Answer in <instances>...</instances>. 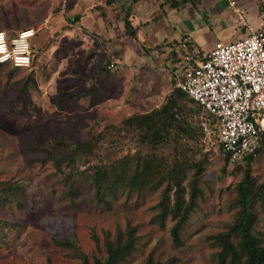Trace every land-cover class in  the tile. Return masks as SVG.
Listing matches in <instances>:
<instances>
[{
  "label": "rangeland",
  "instance_id": "1",
  "mask_svg": "<svg viewBox=\"0 0 264 264\" xmlns=\"http://www.w3.org/2000/svg\"><path fill=\"white\" fill-rule=\"evenodd\" d=\"M130 1L0 0V29L5 34L23 26L35 29L31 65L12 72L10 64L0 68V179L22 183L26 196L20 208L0 207V264H47V259L50 264H79L51 238L74 237L90 257L104 253V232L111 236L127 224L135 227L136 241L122 264H144L148 254L160 261L172 258V264H215L216 246L209 236L234 217L233 184L245 159L241 155L225 162L211 116L198 115L200 129L191 148H198L197 155L209 153L198 175L200 194L179 229L178 242L170 234L173 220L166 217L159 223L154 217L159 189H118L106 201L85 191L71 203L61 192L60 174L52 173L53 166L40 161L42 152L32 146L46 145L58 154L65 149L53 143L55 139L73 145L106 123L157 106L186 50L178 39H188L193 49L198 45L205 52L215 40H232L257 24V0L237 2L247 24L233 22L237 14L227 0L176 6L170 0H136L133 21L140 27L133 38L121 21L122 6ZM155 32L159 37L151 35ZM170 49L174 56L168 54ZM26 74L32 82H23ZM133 137L129 131H115L103 145L122 154L136 148ZM262 139L250 161L257 182L264 180V131ZM255 208L254 232L264 243L263 212L258 204Z\"/></svg>",
  "mask_w": 264,
  "mask_h": 264
},
{
  "label": "trees",
  "instance_id": "2",
  "mask_svg": "<svg viewBox=\"0 0 264 264\" xmlns=\"http://www.w3.org/2000/svg\"><path fill=\"white\" fill-rule=\"evenodd\" d=\"M186 1L193 0L169 2L176 6ZM135 3L136 0H131L126 6H122L121 17L126 33L133 38H137L135 30L140 27L133 21L136 19L133 11ZM10 34L12 33L7 35ZM177 42L186 46L185 52L191 55L189 63L194 62V58L204 56L205 52L198 45L193 49L188 39L180 38ZM168 54L174 56L175 51L170 49ZM3 65L0 63V68ZM16 69L17 67L10 65L8 71ZM28 81H33L30 74H26L23 80ZM202 113L212 117L210 123L215 129L216 137L214 116L175 85L173 78L172 86L157 106L128 114L118 123H106L94 132L89 131L73 145L59 139L53 140V143L64 147V152L53 154L46 145L32 146L42 152L39 160L49 161L53 166L52 173L60 174L61 192L71 203H76L75 198L85 191L97 201H106L107 195L115 196L118 189L139 192L159 189L154 217L159 223L166 217L173 220L170 234L173 241L178 242L179 229L193 211L196 197L200 194L198 175L203 169V157L209 153L205 150L197 155L198 148H191L197 143V132L200 129L198 115ZM119 130L129 131L134 136L137 146L133 151L118 154L110 146L103 145V141L109 142L113 133ZM263 131L260 143L253 152L241 156L245 159L241 177L233 184L234 201L237 205L234 217L225 228L209 236L216 246L215 264H264V243L254 232L256 204L263 212L264 227V180L257 182L250 173V161L260 149ZM217 144L223 152L225 162L230 161L227 153L218 142ZM25 198L22 183L9 178L0 179L1 208L6 205L20 208L25 203ZM3 224V219L0 218V237ZM51 240L55 245L64 247L66 255L79 260V264H122L134 249L136 234L135 227L129 224L123 229L117 227L111 236L106 231L102 244L104 253H93L90 257L74 237L60 235ZM172 261V258L160 261L148 254L144 264H172ZM47 264H50L49 259Z\"/></svg>",
  "mask_w": 264,
  "mask_h": 264
},
{
  "label": "built area",
  "instance_id": "3",
  "mask_svg": "<svg viewBox=\"0 0 264 264\" xmlns=\"http://www.w3.org/2000/svg\"><path fill=\"white\" fill-rule=\"evenodd\" d=\"M258 1L261 8L255 27L248 26V31L232 40H215L192 63L190 53H182L175 76V85L214 116L216 142L229 160L253 152L264 128V0ZM228 3L236 18L242 17L243 9L235 0ZM34 33L32 26L10 35L0 29V63L29 67Z\"/></svg>",
  "mask_w": 264,
  "mask_h": 264
},
{
  "label": "crops",
  "instance_id": "4",
  "mask_svg": "<svg viewBox=\"0 0 264 264\" xmlns=\"http://www.w3.org/2000/svg\"><path fill=\"white\" fill-rule=\"evenodd\" d=\"M201 1V3H203L205 0H200ZM237 2H240L239 0H235V4L237 5L238 3ZM255 2H256V0H255ZM155 4H157V3H155ZM227 5L229 6V7H231V10L234 12V13H236L234 10H233V7L231 6V5H229V3H228V0H227ZM238 6H240L239 4H238ZM256 10H257V14H258V11H259V9L261 8V6H260V2L257 0V2H256V4H255V7H254ZM135 9V8H134ZM243 9V8H242ZM244 10V9H243ZM236 16V15H235ZM235 16H233V18H232V20H233V22H235V23H241L243 20L245 21V19H242V17H240L239 19H235ZM243 16V15H242ZM237 21V22H236ZM151 35L152 36H154V37H159V32H155V33H151ZM186 38V37H185ZM180 63V62H179ZM141 64V63H140ZM178 67H179V65L178 66H176V68L175 69H173L172 70V73H173V78H175V76H176V74H177V72H178ZM264 129V128H263ZM263 129H262V131H263Z\"/></svg>",
  "mask_w": 264,
  "mask_h": 264
}]
</instances>
